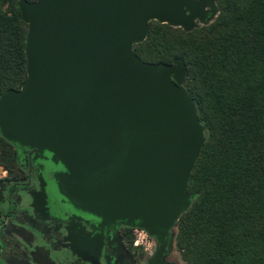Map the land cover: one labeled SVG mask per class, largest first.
Wrapping results in <instances>:
<instances>
[{"label": "water", "instance_id": "1", "mask_svg": "<svg viewBox=\"0 0 264 264\" xmlns=\"http://www.w3.org/2000/svg\"><path fill=\"white\" fill-rule=\"evenodd\" d=\"M18 8L26 78L0 97V136L47 151L73 209L99 227L144 229L162 254L191 205L205 127L183 86V59L146 62L133 45L151 20L185 31L209 23L214 0H18Z\"/></svg>", "mask_w": 264, "mask_h": 264}, {"label": "trees", "instance_id": "2", "mask_svg": "<svg viewBox=\"0 0 264 264\" xmlns=\"http://www.w3.org/2000/svg\"><path fill=\"white\" fill-rule=\"evenodd\" d=\"M214 2L216 16L190 31L151 20L133 51L146 62L183 59V86L205 127L191 205L174 232L181 259L264 264V0ZM26 32L18 0L0 2V97L26 78ZM11 148L0 136L3 167Z\"/></svg>", "mask_w": 264, "mask_h": 264}, {"label": "flooded vegetation", "instance_id": "3", "mask_svg": "<svg viewBox=\"0 0 264 264\" xmlns=\"http://www.w3.org/2000/svg\"><path fill=\"white\" fill-rule=\"evenodd\" d=\"M10 165L0 174V264H179L173 234L156 255L135 246L132 227L98 226V220L62 198L53 175L62 170L47 151L11 144Z\"/></svg>", "mask_w": 264, "mask_h": 264}, {"label": "built area", "instance_id": "4", "mask_svg": "<svg viewBox=\"0 0 264 264\" xmlns=\"http://www.w3.org/2000/svg\"><path fill=\"white\" fill-rule=\"evenodd\" d=\"M1 173L3 172L0 166ZM133 244L138 247H142L145 250H151L153 246V238L144 229L139 227L132 228Z\"/></svg>", "mask_w": 264, "mask_h": 264}, {"label": "rangeland", "instance_id": "5", "mask_svg": "<svg viewBox=\"0 0 264 264\" xmlns=\"http://www.w3.org/2000/svg\"><path fill=\"white\" fill-rule=\"evenodd\" d=\"M0 166L2 167V169L4 168L1 164ZM0 174H1V170H0ZM133 228V227H132ZM133 230V229H132ZM175 231V229H174ZM129 233H132L131 230L129 231ZM172 253L175 255V257L178 259L179 264H186L180 257L179 252L176 249L175 246V233H173V239H172Z\"/></svg>", "mask_w": 264, "mask_h": 264}]
</instances>
